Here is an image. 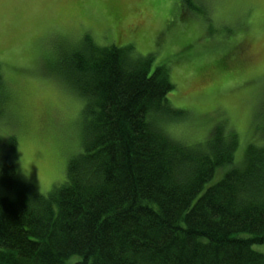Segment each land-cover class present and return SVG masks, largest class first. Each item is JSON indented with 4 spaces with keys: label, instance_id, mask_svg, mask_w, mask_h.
<instances>
[{
    "label": "trees",
    "instance_id": "trees-1",
    "mask_svg": "<svg viewBox=\"0 0 264 264\" xmlns=\"http://www.w3.org/2000/svg\"><path fill=\"white\" fill-rule=\"evenodd\" d=\"M129 49L84 37L64 59L87 122L62 184L43 195L19 178L10 141L0 264H264L253 248L264 245V143L202 191L233 163L237 136L215 130L204 149L171 137L160 120L179 113L167 69L149 73L150 58Z\"/></svg>",
    "mask_w": 264,
    "mask_h": 264
},
{
    "label": "rangeland",
    "instance_id": "rangeland-1",
    "mask_svg": "<svg viewBox=\"0 0 264 264\" xmlns=\"http://www.w3.org/2000/svg\"><path fill=\"white\" fill-rule=\"evenodd\" d=\"M84 37L150 58L149 73L167 69L179 113L160 120L171 137L204 149L215 130L237 136L233 163L202 191L264 143V84L251 78L264 62V0H0V166L14 139L15 170L40 194L83 149L85 102L64 59ZM0 197L15 192L0 184Z\"/></svg>",
    "mask_w": 264,
    "mask_h": 264
},
{
    "label": "snow or ice",
    "instance_id": "snow-or-ice-1",
    "mask_svg": "<svg viewBox=\"0 0 264 264\" xmlns=\"http://www.w3.org/2000/svg\"><path fill=\"white\" fill-rule=\"evenodd\" d=\"M257 76L260 78L262 84H264V62H262V66H261L259 72H257L255 69H252L251 78H255Z\"/></svg>",
    "mask_w": 264,
    "mask_h": 264
}]
</instances>
